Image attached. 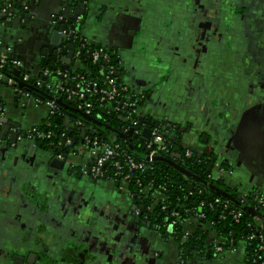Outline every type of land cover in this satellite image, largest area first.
I'll return each instance as SVG.
<instances>
[{
  "label": "crops",
  "instance_id": "0c3cea01",
  "mask_svg": "<svg viewBox=\"0 0 264 264\" xmlns=\"http://www.w3.org/2000/svg\"><path fill=\"white\" fill-rule=\"evenodd\" d=\"M19 1L25 0H0V8L10 4L14 10L12 17L0 23V41L13 47L14 58L26 72L40 77L47 68H42L46 59L41 51L50 47L57 24L52 19L66 11L62 5L69 0H35L34 6L29 0L26 11ZM71 1L70 15L82 11L73 3L83 0ZM220 1L226 6L224 16L212 10L213 3ZM85 4V14L79 15L83 19L81 37L117 54L121 80L136 92L149 95L142 107L144 117L168 128L180 127L182 147L208 156L212 178L235 189L239 197L255 188L264 192L260 136L264 0H89ZM18 12L27 14L21 17ZM17 17L24 18L20 24L12 22ZM214 17L225 25L224 47L216 45L219 38L209 37L211 29L215 30L210 22ZM73 23L67 20L64 27L71 28ZM63 49L70 53L65 45L57 48L60 74L72 67L74 59L64 56ZM182 53L188 57L186 64H181ZM63 67L67 69L62 71ZM1 81L6 82H0L6 128H0V264H29L30 251L39 242L47 245L49 241L43 237L56 238L63 227L59 224L60 208L63 217L69 218L62 241L80 248L72 251L74 254L96 258L100 264H178L179 241L144 220L137 222L132 200L119 183L93 181L46 163L39 146L23 139L22 134L38 124L46 125L48 107L17 95L8 81ZM246 118L256 129L251 150H242L237 141ZM64 122L69 124L68 118ZM88 160L89 156L82 154L74 163L81 169ZM185 226L189 232L199 227L207 232L208 243L216 238L208 222L196 225L189 221ZM83 247L94 248L96 254L87 255ZM40 255L45 261L53 260L47 253ZM32 258L31 264L39 261ZM208 263L244 264V251L241 247L225 251L213 255Z\"/></svg>",
  "mask_w": 264,
  "mask_h": 264
},
{
  "label": "trees",
  "instance_id": "16d2710c",
  "mask_svg": "<svg viewBox=\"0 0 264 264\" xmlns=\"http://www.w3.org/2000/svg\"><path fill=\"white\" fill-rule=\"evenodd\" d=\"M16 6L17 4L13 5V9L16 8ZM13 12L12 7H10L7 9L6 14L8 16ZM18 14L21 16L23 15L21 12H18ZM107 53L111 58V62L101 63L102 66L106 72L115 71L113 75L114 79H117V82H123V80H121V74H123V72L119 68L117 54L111 50H107ZM81 54H83L81 56L82 63L85 66H88V77L92 81H97L100 85L103 84L104 87H107L105 84L107 76L106 72L101 73L97 67L91 66L90 58L83 52ZM45 59L46 61L42 68L47 67L50 70H57L59 65L58 56L57 59L53 57ZM5 76H10L11 79L15 78L16 80L19 78V76L14 75L13 71H10L9 68L6 69ZM15 87L21 89L22 92L29 93L34 98H38L44 102L55 99L56 104H58L57 107L59 114L56 115V117H51L47 120L50 123V126H45L44 124H38V126H36L41 130H45L47 127L48 131L53 134L50 140L39 141L43 147L48 150L51 149L53 153L59 151L68 157L70 154L75 153L73 147L75 146V138L77 139L76 145L83 141L78 130H74V132L70 134L72 130L65 126L64 119L65 117H69L73 120V123L81 122L82 125L79 128H83V134L90 137L97 136L102 141L108 142L111 145L118 144L123 149L127 150L128 153L137 161L144 162L150 166V168L144 172L136 171L133 173V179L128 182V191L133 195V199L136 200L134 201V205L137 206V210H139L146 220L151 221L152 225H155L157 229L163 233V235L171 234L179 241L180 262L178 264H209L208 262L213 255L218 254L216 252V248L219 246H222L225 251L241 247L244 251V264H257L253 263V260L256 255L254 248L258 244V241L250 243L249 238L252 234H257V231L260 229L259 224L261 223L264 225L263 220L253 217L238 204L230 201L226 197L217 195L216 192L210 189L207 185L190 178L175 167L171 166L165 160L155 159L152 162H148L144 158L132 153V151L128 148L127 141L115 133V131L124 133V128L129 125L128 122L118 119L117 115L111 114L110 116L109 114H105L99 110L96 115H93L90 119H88L84 113L74 110V105L71 104L64 96L55 94L52 90L46 91L33 89L30 86H18L17 82ZM92 100L96 103V97L92 98ZM139 107H143V100H140ZM57 119L59 122H57ZM96 122H99L100 124ZM143 123L146 124L145 127L147 128L159 126V128L165 133L164 137L170 146V150L160 154L162 157L169 160L172 158L176 162L180 163L182 167L194 172L206 182L225 187L223 184L217 183L212 178L210 172V166L212 164L211 159L206 155H198L187 148L184 149V147H182V139L179 137V133L176 129L173 127L166 128V125H162L157 122H149L147 119H144L142 121V124ZM142 124L140 123L138 126L142 128ZM67 139L72 141V146H65L64 142ZM145 144L146 137L142 134L137 138V151L143 154L146 153L144 150ZM186 151H190V158L185 157ZM160 155L157 157H160ZM115 160L123 163L121 157H116ZM79 169L80 167L76 165L75 170ZM121 169L117 168V170ZM106 170L111 172V177L107 180L105 179L104 181L119 183L120 179L118 176H114L116 168L113 164H109ZM111 178H113V180ZM137 179L139 183L137 182ZM148 185H151L155 190L164 191L163 193L168 197L167 210H162L160 204L152 211L148 209L149 206L153 205L150 196L143 192ZM229 190L230 193L233 194L234 198L239 197L235 189ZM261 192L263 191L255 188L245 195L246 199L250 201V205L254 209L256 204L253 198L257 193ZM218 198L228 201L229 209L224 210L222 206L215 204L214 200ZM201 203H203V205H201ZM196 208H201L202 213L206 218L203 222H209L211 224L212 231L216 233V238L211 243L207 242V232L204 230L202 231L200 227L184 240V226L172 225V221L175 220V217L172 216V211L178 209L182 212V214H184V210H193ZM233 210H241L243 212V217L239 222H235L233 220V215L230 214ZM260 212L264 215V208H261ZM189 216V214L181 215V220H185ZM170 228H172L171 231Z\"/></svg>",
  "mask_w": 264,
  "mask_h": 264
},
{
  "label": "built area",
  "instance_id": "2783aa9c",
  "mask_svg": "<svg viewBox=\"0 0 264 264\" xmlns=\"http://www.w3.org/2000/svg\"><path fill=\"white\" fill-rule=\"evenodd\" d=\"M28 4L29 2H24L25 9L29 8L27 7ZM10 7L12 6L8 4L0 8V18H2L4 15H7V9ZM81 22L82 17L78 16L73 25L77 26ZM80 31L81 30L76 27L73 29L68 27L65 28V31H63V34L65 35L73 34V39L75 40V51L74 59L71 64L72 67H70L68 71L61 73V80L57 79V81L53 80L45 82L42 79V77H49L52 75L53 71L48 68L43 70L40 77L31 76L24 70L21 61L8 58L10 49L5 50L3 48V43L0 41V80L8 81L7 84L13 88L14 93L17 95L26 98H32L36 102V105H44L48 107V120L51 117H56V115L59 114L57 107L58 104H56L55 99L44 102L38 98H34L29 93L22 92L21 89L15 87V78L11 79L10 76H5L6 69L9 68V70L13 72L15 70H19L18 80L27 87L30 86L33 89H41L46 91L52 90L55 92V94L64 96L71 104L74 105V110L82 112L86 116L91 117L96 115L99 110L105 114H109L110 116L111 114L117 115L118 119L129 123V125L124 128V133H127L129 130H133L136 142L139 136L142 134L144 135L145 129H150L151 133L149 139L146 138V144L144 145V150L146 152L144 155H146V161H154L157 156L170 150V146L164 137L165 133L159 128V126L147 128L145 127V123L142 124V121L146 119L142 113V108L139 107L140 100H143V98L133 92L132 89L125 85L124 82H117V79H114L113 77L115 71H105L101 63L111 62V58L107 53V49L102 46H95L88 42L81 37ZM82 52L90 58L91 66L97 67L101 73L106 72L107 76L105 79V84L107 87H104L103 84L100 85L97 81H92L88 77V66H85L81 60V56L83 55L81 54ZM58 72L59 71L57 70V73ZM53 83H55L56 86L53 87ZM94 97H96V103L92 100ZM1 106L2 105L0 104V126H3L4 109ZM65 118L69 119V117ZM70 123V129L73 132L74 130H78L83 141L78 143V145L73 146L75 153L69 155V160L73 161L74 158H80L82 154H85L87 157L89 156L87 164L82 166L81 169L77 170L81 176L88 177L93 181L107 180L111 177V172L106 170V168L109 164H113V166L116 168L114 176H118L120 179V187L122 190L128 191V182L133 179V173L136 171L144 172L150 168V166H148L146 163L137 161L120 145H111L108 142L102 141L97 136L90 137L86 134H83V128H79L82 125L81 122L73 123L72 120ZM140 123L143 125L142 128L138 126ZM45 126H50V123L47 121ZM52 136L53 134L48 131L47 127L45 130H41L38 127H33L22 134V138L32 145L35 143L40 145L41 143H39V141H48L52 138ZM64 144L66 147H70L72 146V141L67 139ZM55 155L56 158L65 160L64 156L66 155L64 153L57 151ZM116 157H121L123 163L115 160ZM185 157H191L190 151H186ZM70 166L74 167L76 165L71 163ZM117 168L122 169L117 170ZM111 179L113 180V178ZM137 182L139 183L138 179ZM143 192L148 194L152 200L153 205L148 207L149 210L152 211L159 204L162 210H167L168 197L163 193L164 191L155 190L151 185H148V187H146ZM241 198H243V201L246 200L245 195H242ZM253 199L256 204V210L264 208V192L257 193ZM214 203L222 206L224 210L229 209L228 201L218 198L214 200ZM201 205H203V203H201ZM210 205L212 206L211 203ZM187 214L190 216L185 220H181V215ZM230 214L233 215V220L235 222H239L243 217V212L241 210H233ZM172 216L175 217V220L172 221V225H183L184 228L186 227V223L189 221L198 225L206 219L201 208L184 210V214H182L180 210L175 209L172 211ZM259 225L260 229L257 231V234H252L249 240L250 243L253 241H258V244L254 248L256 258L254 257L253 263L264 264V225L261 223ZM190 234H192V232L184 229V240ZM216 252L218 254H223L225 249L222 246H219L216 248Z\"/></svg>",
  "mask_w": 264,
  "mask_h": 264
},
{
  "label": "water",
  "instance_id": "95a60500",
  "mask_svg": "<svg viewBox=\"0 0 264 264\" xmlns=\"http://www.w3.org/2000/svg\"><path fill=\"white\" fill-rule=\"evenodd\" d=\"M34 1L35 0H30V6L33 5L34 6ZM87 1L89 0H83V2H74L73 4L74 5H78L82 11H76L75 15H70L69 14V10L71 9V5H72V1L69 0V2L67 4H64L62 6H66V11L62 14H56L55 15V19H52V22L55 21L57 24L53 26V30H52V38H51V41H50V47H48L47 49H43L41 51V55L45 58H50V57H53L55 59H57V48L59 47H63L64 45L66 46L67 49L70 50V53H66V49H63L62 50V54H64V56H67L69 59L74 56V51H75V40L73 39V34H68V35H65L63 34V31H65V23L68 21H75L77 19V17L79 15H84L85 13V9H87V5L85 4ZM69 6V7H68ZM62 8V7H60ZM29 11V10H28ZM27 14V12H25L23 15L25 16ZM23 16V17H24ZM7 17H12V14L10 13L8 16L7 15H4L2 18H0V23L3 22ZM22 17V16H21ZM21 17H17V20H14L12 21L13 23H18L20 24L24 18H21ZM59 17H61L62 19L59 20ZM12 22H8L7 21V24H10ZM72 29L75 28L74 26L71 27ZM76 28H78L79 30L81 29V25H77ZM3 48L5 50L7 49H10V52L8 53V58L9 59H16L14 58L13 56V47L10 46V45H3ZM58 52V51H57ZM20 61V60H19ZM67 69V67H63L61 70L62 71H65ZM55 74H56V69L55 70H52ZM14 75L18 76L19 75V70H15L14 72ZM28 73V72H27ZM56 76L55 75H50L49 77H42V79L45 81V82H48V81H52V79H54ZM0 82H2L0 80ZM18 86H24V87H27L26 85L20 83L18 80H16ZM3 84H6V82L4 83V81L2 82ZM53 87L56 86L55 83H53L52 85ZM61 102V101H59ZM88 119H90V117L86 116ZM69 120V124H65V126L67 128H70V122L72 121L71 118L68 119ZM57 122H59V120L57 119ZM98 124H100L99 122H96ZM3 126H6L4 125L3 123ZM167 128V127H166ZM178 129V127H177ZM73 131L70 132V134H72ZM115 133H117L121 138L125 139L128 143V148L130 151H132V153H134L135 155H138L142 158H146V155L140 153L137 151V148H136V141H135V135L133 134V130H129L127 133H123V132H117L115 131ZM150 133H151V130L150 129H145L144 131V136L149 139V136H150ZM14 137L15 138H18V134L14 133ZM77 144V139L75 138V145ZM34 146H39L37 143L34 144ZM65 160H61V159H58V158H54L51 162V167L52 168H56V169H63L64 167L67 166V163H66V156H64ZM155 159H161V160H165L166 162H168L171 166L175 167L176 169H178L180 172L184 173L185 175L189 176L190 178L196 180V181H199V182H202L204 183L205 185H207L210 189L214 190L216 192L217 195L219 196H223V197H226L227 199H229L230 201L238 204L241 208H243L244 210H246L250 215H252L253 217H256L258 218L259 220H263L264 221V215H262V213L260 212V210H256L254 209L251 205H250V201L249 200H245L243 201V198L240 197H235L233 196L232 193H230V190L225 188V187H221V186H218V185H215L213 183H210V182H206L204 180H202L199 176H197L194 172L192 171H189L187 169H185L184 167H182L180 165V163L176 162L175 160H173L172 158L169 160V159H166L164 157H162L160 155V157H156ZM137 222H139V220H137ZM148 225H151L150 223H147ZM172 230V228H170V231Z\"/></svg>",
  "mask_w": 264,
  "mask_h": 264
},
{
  "label": "flooded vegetation",
  "instance_id": "af4514ba",
  "mask_svg": "<svg viewBox=\"0 0 264 264\" xmlns=\"http://www.w3.org/2000/svg\"><path fill=\"white\" fill-rule=\"evenodd\" d=\"M21 2H20V4L23 5L24 2H29V0L28 1L25 0V1H23V3H21ZM220 3L214 2L213 3L214 6H213V9L212 10L214 12H216L219 16L220 15H223L224 16L225 12H224V9L223 8L226 7V6H224V3L222 4V1H220ZM28 6H29V4H28ZM26 10L27 9H25V11ZM210 22L212 23L211 27L215 28V30L213 31L211 29V35H209V37H211L212 39L213 38L214 39H216V38L218 39L219 38V40H221V42L220 43H217L216 45L219 46V47L220 46L224 47V44L227 45L226 44L227 43V38H226V36L224 34V33H226V31L225 32L223 31L224 28H225V25L222 24V20L221 19H218V17H214L212 20H210ZM82 24H83V19H82V22L79 25H82ZM74 27H76V26L74 25ZM80 30H81L80 33H82V31H83L82 30V27H81ZM211 38L209 40L212 43H214V41ZM141 44L143 45L144 42L141 41ZM182 48H184V47L182 46ZM57 55H58V52H57ZM215 57L216 56H213L211 59L213 60ZM196 59L198 61L199 60V56L196 57ZM220 60L222 62V57H220ZM186 63H188V57L182 53V56H181V64H186ZM196 63H197L198 66L200 65L198 62H196ZM119 68H120V66H119ZM188 74H189V72L187 73V75ZM172 75H173V72L170 73V76H172ZM191 79H193V75L191 76ZM201 85H203V84H201ZM129 88L132 89L131 87H129ZM132 91L135 92L137 95H139V96H141L143 98V104L146 103V101L149 98V95L148 94H145L144 92H136L134 89H132ZM4 127L5 126L0 127L1 130L6 128V127L5 128ZM173 128L178 131L179 137H181V139H182V131H181L180 127H178V129L176 127H173ZM182 141H183V139H182ZM39 149H41V151L44 153V158H45L46 163L51 166L52 160L56 157L55 153H52L50 150H48L47 148L43 147L41 144H40ZM69 159H70L69 156L66 157V163H67L66 168H68V172L70 171L69 173L78 175L77 170H75V166L74 167L70 166L71 163L75 164L74 163V159H73V161H70ZM256 179L257 178L255 177L253 180H256ZM127 194H129L128 196L132 200V214H133V217L136 218L137 220H139V222H141V221L144 220V222L150 223L152 225V222L146 220L142 216V214L137 210V206L134 205V201H136V200L133 199V195L131 193H129V191H128ZM59 214H60V216H62L61 220H59V218H58V220L60 222L59 223L60 226H63L60 229L61 231L59 230L57 232V237L56 238H52L50 235L49 236H44L43 238L46 239L47 242L49 241L47 245L41 244V242L38 241L39 243L35 246V249L33 251H30L31 252L30 256L31 257L33 256L32 259L38 258V260L41 261L43 264H100L99 262H96V258L94 260H92V259H89L90 257H87V258L84 257V254H74V253H72V251L74 252V251L80 250V248L78 246L72 244V243L69 244L68 242L62 241V239L66 236L65 235V229L67 228V223H68L69 218L63 217L64 211L63 210L61 211V208H60ZM66 216H68V215H66ZM59 224H55L54 223V226L58 227ZM155 228H157V227L155 226ZM54 231H55V228H54ZM38 236L41 237L40 232L38 233ZM51 241H52V244H51ZM83 248H84L86 254L87 253L96 254L94 252V248L93 249H85V247H83ZM40 252L42 254L43 253L44 254L47 253L48 256H50V257L53 258V260H46L45 261L43 259V257H41V255H40L41 253ZM39 255H40V257H39ZM70 255H71V257H70ZM31 257L28 258V263L29 264H31L30 263ZM36 260H34L33 264H40V262L39 261H36Z\"/></svg>",
  "mask_w": 264,
  "mask_h": 264
},
{
  "label": "snow or ice",
  "instance_id": "6c2138e0",
  "mask_svg": "<svg viewBox=\"0 0 264 264\" xmlns=\"http://www.w3.org/2000/svg\"><path fill=\"white\" fill-rule=\"evenodd\" d=\"M261 129L262 151H264V116L261 118ZM255 138L256 129L254 123L246 118L245 121L241 122L240 130L237 133L238 144L241 146L242 150H251L255 146Z\"/></svg>",
  "mask_w": 264,
  "mask_h": 264
},
{
  "label": "rangeland",
  "instance_id": "374dc122",
  "mask_svg": "<svg viewBox=\"0 0 264 264\" xmlns=\"http://www.w3.org/2000/svg\"><path fill=\"white\" fill-rule=\"evenodd\" d=\"M52 75H55L56 77L53 79L54 81H57V79L61 80V75L60 73L57 74V70H56V74L53 72ZM4 121V120H3ZM77 165V164H75ZM125 193H128V191L126 192L125 190H123ZM129 195V194H128Z\"/></svg>",
  "mask_w": 264,
  "mask_h": 264
}]
</instances>
